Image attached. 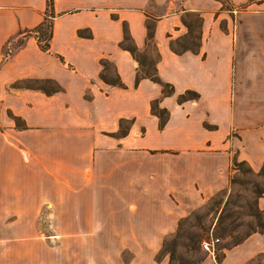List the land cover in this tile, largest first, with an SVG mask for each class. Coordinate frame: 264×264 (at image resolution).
I'll return each mask as SVG.
<instances>
[{
	"label": "crops",
	"instance_id": "crops-1",
	"mask_svg": "<svg viewBox=\"0 0 264 264\" xmlns=\"http://www.w3.org/2000/svg\"><path fill=\"white\" fill-rule=\"evenodd\" d=\"M46 2L0 0V264H24L14 248L48 247L38 236L43 212L54 238L75 249L143 235L113 248L154 251L179 219L227 187L233 150L253 166L264 159V0H231V12L219 0H53L44 51L21 32L43 22ZM193 15L201 19L197 51L173 52ZM147 23L168 96L148 78L136 83L138 63L120 46L126 29L145 51ZM18 37L22 46L5 58ZM102 61L123 87L101 79ZM23 80L51 81L58 91L10 88ZM186 91L199 98L179 104ZM155 101L168 112L162 127ZM121 121L129 122L124 135ZM229 254L236 262L264 254V233Z\"/></svg>",
	"mask_w": 264,
	"mask_h": 264
},
{
	"label": "rangeland",
	"instance_id": "rangeland-1",
	"mask_svg": "<svg viewBox=\"0 0 264 264\" xmlns=\"http://www.w3.org/2000/svg\"><path fill=\"white\" fill-rule=\"evenodd\" d=\"M194 19V16H188V20ZM195 27L197 29V26ZM30 31L21 33L24 36L36 37ZM44 32L48 33V28L44 27ZM20 41H23L22 37L9 42L3 51L5 58L14 54L19 48ZM125 44L131 45V42L126 41ZM151 44L153 42L148 43L146 50L140 52L146 62H153L156 59L154 44ZM105 64L103 69L105 77L114 78L113 67L108 63ZM14 84H19V88L12 86L10 88L34 89L45 91V94L56 92L58 88L56 84L46 80H23ZM10 114L13 115L9 112V116ZM128 123L121 121L120 132L129 129ZM235 136L236 133L231 132L230 138ZM238 156L239 149L233 150L227 187L209 197L203 205L187 216L179 219L175 232L161 237L160 244L154 251L113 248L125 243L133 244L134 241L142 239L143 235H113V238L109 235L110 247L102 251L75 249L69 241L64 242L63 238H54L59 236L54 232V219L49 218L47 212H43V215L37 219L40 232L38 236L43 241L49 239L47 244L49 248L34 244L25 245L22 248H14L13 257L18 259L21 256L24 264H34L35 258H43L45 261L41 263L47 264H217L218 259L220 264H264V254L255 255L244 262L234 261L233 256L229 254L244 240L236 246L235 243L241 241L247 234L252 235L254 231L264 232V178L258 175L264 159L260 165L253 166ZM234 161H245L246 164L232 170ZM8 222L9 226L16 224L15 219H8ZM9 236L13 235L9 234ZM210 241L214 244L212 251L208 252L203 248V243Z\"/></svg>",
	"mask_w": 264,
	"mask_h": 264
},
{
	"label": "trees",
	"instance_id": "trees-1",
	"mask_svg": "<svg viewBox=\"0 0 264 264\" xmlns=\"http://www.w3.org/2000/svg\"><path fill=\"white\" fill-rule=\"evenodd\" d=\"M219 1L221 2V0H219ZM230 2H231V0H222V9L231 12L232 6H231ZM53 17H54V15H53V0H47V9H46V12L44 15L43 22L40 25H38L37 27H35L33 30L30 31L31 33L35 34V36H36L35 38L37 39V43H38L39 47L44 51L49 50V43H50V39L52 36V19H53ZM194 17H195V19L190 21V22L189 21L187 22L185 19H183V23L187 27L188 33L181 40H178L175 43H171L170 48L173 52L182 53L186 50H190L192 52L197 51V48L199 46L200 34H201V31H200L201 19L197 15H195ZM195 26H197V29ZM44 27L48 28V33L44 32ZM146 28H147V40L149 43H152V41H153V26L150 23H147ZM126 41H130V36L125 29L124 38H123V41L121 42L120 46L124 50H127L131 54V56L136 60V62L138 63L136 83L141 78H148L152 82L157 83L161 86L162 93L165 96L171 95L173 93L172 86L170 84L163 83L157 76L156 61L154 60L153 62H146L144 57L140 55V52L133 45V43H131V45H127V44H125ZM22 44H23V42L20 41L19 42V48L22 46ZM105 63H107V62L102 61L101 65L103 67H105V65H106ZM100 77L103 81H105V82H107L113 86L123 87V84L117 75H115L114 78H110V79L105 77L102 74ZM11 86L13 88H19V84H13ZM39 90L43 91V89H39ZM56 91H58V88ZM198 98H199V95L196 92L186 91L185 93H183L182 95H180L178 97L177 101L179 104H182L186 101L196 100ZM151 112L153 115L158 117L160 126L162 127L165 124V122L167 121L168 112L165 109L159 108L156 101L151 103ZM10 117L15 122V126L17 129H19V130L26 129V125L21 118H19L17 116H13L11 114H10ZM119 134L124 135L125 132L121 131ZM245 164H246L245 161H242V162L234 161L233 167L231 169L235 170L236 168H238L242 165H245ZM258 175L264 178V162H263V164H262V166L258 172ZM253 233H255V231ZM258 233L263 234L264 232H258ZM250 235L251 234H247L241 241L235 243V246L237 244L241 243L243 240H245ZM200 239H201V237H200ZM217 264H220L219 259L217 260Z\"/></svg>",
	"mask_w": 264,
	"mask_h": 264
},
{
	"label": "built area",
	"instance_id": "built-area-1",
	"mask_svg": "<svg viewBox=\"0 0 264 264\" xmlns=\"http://www.w3.org/2000/svg\"><path fill=\"white\" fill-rule=\"evenodd\" d=\"M213 241H210V242H204L203 243V248L208 251V252H211L212 251V248H213Z\"/></svg>",
	"mask_w": 264,
	"mask_h": 264
}]
</instances>
